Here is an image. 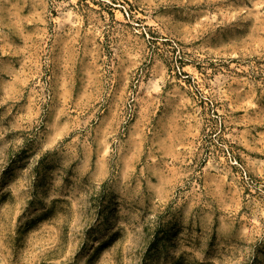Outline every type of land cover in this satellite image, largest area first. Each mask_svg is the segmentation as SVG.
<instances>
[{
  "label": "rangeland",
  "instance_id": "1",
  "mask_svg": "<svg viewBox=\"0 0 264 264\" xmlns=\"http://www.w3.org/2000/svg\"><path fill=\"white\" fill-rule=\"evenodd\" d=\"M0 264H264V0H0Z\"/></svg>",
  "mask_w": 264,
  "mask_h": 264
}]
</instances>
